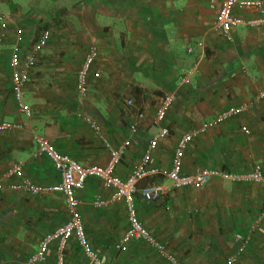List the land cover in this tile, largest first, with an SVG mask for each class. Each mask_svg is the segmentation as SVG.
<instances>
[{
  "label": "crops",
  "instance_id": "crops-1",
  "mask_svg": "<svg viewBox=\"0 0 264 264\" xmlns=\"http://www.w3.org/2000/svg\"><path fill=\"white\" fill-rule=\"evenodd\" d=\"M217 2L211 8L210 0H0V17L8 16L0 19V32L6 26L0 46V122L24 125L0 129V176L21 162L24 174L37 183L60 181L51 160L36 155L34 134L43 135L84 166H105L109 151L88 124L90 118L114 147L130 140L116 168V174L126 179L156 134L152 119L162 98L173 92L176 100L167 118L171 133L160 140L152 158L154 166L168 170L184 133L209 126L228 107L246 105L264 87V26H239L227 38L214 27L221 0ZM235 15L258 16L239 9ZM43 30L51 35L37 54L24 89L25 103L32 109L27 116L13 94L10 54L20 33L28 48ZM92 45L98 46L99 57L82 98L77 74ZM191 70L190 82L179 86ZM140 113L145 117L133 132L130 126ZM256 164L264 167V102L195 137L186 150L183 172L214 168L245 173ZM158 178L162 177L148 180ZM111 192L92 177L78 193L85 233L99 247L92 243L95 249L108 255V263L111 252L129 243L119 248V239L129 227L126 204L110 202L102 208L93 204L95 194L107 199ZM155 202L156 207L137 194V214L143 221L149 214L153 224H148L149 229L162 232L159 236L180 263L226 264L238 248L234 234L247 235L264 212V185L216 178L201 189L170 188ZM169 210L173 216L166 223L162 213ZM69 216L60 193L31 195L4 188L0 264H26L42 238ZM198 224L203 234H191L200 231ZM211 224H218L217 228ZM250 237L246 251L233 264H264V219ZM56 259L51 250L43 264Z\"/></svg>",
  "mask_w": 264,
  "mask_h": 264
},
{
  "label": "built area",
  "instance_id": "built-area-1",
  "mask_svg": "<svg viewBox=\"0 0 264 264\" xmlns=\"http://www.w3.org/2000/svg\"><path fill=\"white\" fill-rule=\"evenodd\" d=\"M217 0H210L211 8H216ZM244 10L257 13V17L242 18L235 15V10ZM1 20L8 19V16H1ZM6 24V21H4ZM239 26L255 27L264 26V0H221L217 7L214 27L220 30L227 38L231 39V32ZM6 26L0 32V46L6 37ZM50 31L43 30L31 47H25V38L22 33L17 36L16 42L12 46L10 54V66L12 68L13 94L16 98L19 110L27 116L32 115V109L25 103L24 89L30 80L31 70L35 65L37 54L46 46ZM25 47V48H24ZM99 57V48L92 45L85 56L83 65L77 74L78 92L82 98L86 95L89 86V74L92 67ZM190 72L180 79L179 86L190 82ZM176 100L175 93L165 95L152 119V124L158 129V133L148 141L144 154L139 164H137L126 179H122L116 174V168L120 165L123 156L130 147V140H126L118 147H114L104 136L101 126L94 120L88 118L87 122L92 130L99 136L109 151V159L105 166L92 165L84 166L73 157L64 154L49 142L41 134H34L36 144V155L46 156L51 160L60 175V181L55 184H41L33 181L24 174V164L18 162L13 167L0 176V192L8 187L10 190L19 192L24 191L31 195H46L60 193L65 197L66 207L69 212V219L61 226L46 234L38 249L29 256L26 264H43L47 261L51 250H55V264L65 263V251L68 244L75 240L80 246L84 255L92 264H106L99 251L94 248L85 233V225L80 210L81 200L78 193L85 189L87 181L94 177L103 182L106 189L112 190L109 198H104L101 194H95L94 206L102 208L110 202H121L126 204L128 210L129 227L119 239V248L133 240H144L152 248L171 264L180 263L165 247V244L155 238L150 231L143 225L136 210V195L140 194L145 201L153 202L163 198L170 188L201 189L210 184L213 179L221 178L234 182H255L264 185V167L256 164L254 168L245 173H233L214 168H202L194 173L185 174L184 158L189 143L197 136L207 132L208 127H213L240 116L246 109L253 107L257 103L264 102V87L260 89L257 96L243 106H231L220 111L210 125L202 126L195 130L184 133L177 141V145L172 157V164L168 170H161L152 164L153 155L161 139L170 135L168 127V113ZM128 105H133L132 100L127 101ZM145 114L140 113L136 120L131 124V131L138 129L139 123L144 119ZM24 125L18 122L1 121L0 129H23ZM244 131L248 132L247 128ZM160 176L163 182L148 180L151 177ZM145 182V185L142 184ZM264 219V212L257 218L255 224L250 226L247 235L242 232L234 234V240L238 244L236 253L228 256V264H233L239 255L243 254L250 243V234Z\"/></svg>",
  "mask_w": 264,
  "mask_h": 264
},
{
  "label": "rangeland",
  "instance_id": "rangeland-1",
  "mask_svg": "<svg viewBox=\"0 0 264 264\" xmlns=\"http://www.w3.org/2000/svg\"><path fill=\"white\" fill-rule=\"evenodd\" d=\"M14 1H17V0H14ZM160 179H163V178H158L159 181H160ZM158 180H156V181H158ZM151 203H153L154 207H156V205L158 204V203L156 204L155 201H153ZM171 213H172V211H170V210L168 211V213H165V214L162 213L163 219L166 221V223L169 222L170 221V217L173 216ZM140 220H141V218H140ZM141 221H142L143 225L150 231V233L155 238H157L159 241L164 243L163 239L159 236V234H162V232L158 233V234H155V233H153V231H151V229H149L150 227L148 226V224H151L150 223L151 222V218L149 217V214L146 216V220H144V221L141 220ZM151 225H153V224H151ZM198 225H199L198 228H199L200 231H196V233H191V234H203L202 231H201L202 229L200 228V224H198ZM211 225L213 226L214 229H216L218 224H211ZM92 243L94 244V246L96 248L99 249V247H97L95 245L94 241ZM164 244H165V247H166V243H164ZM166 249H167V251L169 250L168 251L169 253L171 252L170 247H166ZM53 251L55 252V250H53ZM69 251L72 252L71 257H72V259H75L74 261L70 260ZM99 253L103 257L104 261L106 262L108 255H105L103 253V250H100ZM110 254H111V256L109 255L110 258H111L110 263H108V261H107L106 264H171L170 262L168 263L167 260L165 258H163L157 252L156 249L152 248L144 240H133V241H130L128 243V245L125 246V249L116 250L115 252H111ZM221 258H223V256H221ZM67 261H68V263H67ZM88 261L89 260L87 259V257L84 255V253H82L81 249H79V247L75 244V242H72L71 244H68V246L66 248V251H65V263L66 264H75L76 262H79V263H82V264H90V261L89 262ZM54 262L55 261L52 260V262L50 264H54ZM188 263L189 262H187V264ZM227 263L228 262L226 261V264Z\"/></svg>",
  "mask_w": 264,
  "mask_h": 264
},
{
  "label": "water",
  "instance_id": "water-1",
  "mask_svg": "<svg viewBox=\"0 0 264 264\" xmlns=\"http://www.w3.org/2000/svg\"><path fill=\"white\" fill-rule=\"evenodd\" d=\"M155 128V127H154ZM155 133H158V129L157 128H155Z\"/></svg>",
  "mask_w": 264,
  "mask_h": 264
},
{
  "label": "trees",
  "instance_id": "trees-1",
  "mask_svg": "<svg viewBox=\"0 0 264 264\" xmlns=\"http://www.w3.org/2000/svg\"><path fill=\"white\" fill-rule=\"evenodd\" d=\"M155 180V179H154Z\"/></svg>",
  "mask_w": 264,
  "mask_h": 264
}]
</instances>
